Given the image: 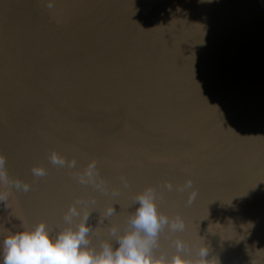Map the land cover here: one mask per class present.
<instances>
[{"label": "water", "instance_id": "1", "mask_svg": "<svg viewBox=\"0 0 264 264\" xmlns=\"http://www.w3.org/2000/svg\"><path fill=\"white\" fill-rule=\"evenodd\" d=\"M0 156V241L150 190L154 258L264 264V0H0Z\"/></svg>", "mask_w": 264, "mask_h": 264}, {"label": "clouds", "instance_id": "2", "mask_svg": "<svg viewBox=\"0 0 264 264\" xmlns=\"http://www.w3.org/2000/svg\"><path fill=\"white\" fill-rule=\"evenodd\" d=\"M200 2L211 3L213 0ZM49 7H52L51 3ZM53 161L62 162L56 157ZM2 166L3 157L0 156V169ZM36 174L44 173L37 170ZM0 199L3 197L0 196ZM136 201L138 207L130 219L132 227L117 236L115 247L104 243L97 251L88 246L91 228L87 224V216L75 227L64 228L55 235L44 222H39L35 226L23 227L4 235L0 241V264H166L165 258L153 257L151 247L161 226L168 223L167 218L160 214L150 190L138 195ZM111 211L109 209V214ZM65 219L70 220L69 217ZM200 256V264H206V248H201ZM167 264H193V261L178 253Z\"/></svg>", "mask_w": 264, "mask_h": 264}]
</instances>
